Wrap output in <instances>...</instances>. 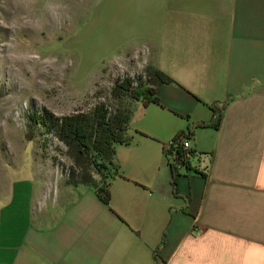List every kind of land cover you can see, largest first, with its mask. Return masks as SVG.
Segmentation results:
<instances>
[{
	"label": "crops",
	"instance_id": "1",
	"mask_svg": "<svg viewBox=\"0 0 264 264\" xmlns=\"http://www.w3.org/2000/svg\"><path fill=\"white\" fill-rule=\"evenodd\" d=\"M57 5L123 56L148 50L143 61L181 86L133 104L109 207L92 188L60 180L47 192L42 173L13 183L1 171L0 264H264V0ZM230 99L220 129L192 143L213 156L207 178L184 174L176 196L166 147Z\"/></svg>",
	"mask_w": 264,
	"mask_h": 264
},
{
	"label": "rangeland",
	"instance_id": "2",
	"mask_svg": "<svg viewBox=\"0 0 264 264\" xmlns=\"http://www.w3.org/2000/svg\"><path fill=\"white\" fill-rule=\"evenodd\" d=\"M61 1L0 0V172L13 183L42 173L54 193L60 180L71 183L74 163L53 137L29 138L30 117L112 106L116 81L138 79L148 66L141 51L111 48L74 8L60 11Z\"/></svg>",
	"mask_w": 264,
	"mask_h": 264
},
{
	"label": "trees",
	"instance_id": "3",
	"mask_svg": "<svg viewBox=\"0 0 264 264\" xmlns=\"http://www.w3.org/2000/svg\"><path fill=\"white\" fill-rule=\"evenodd\" d=\"M144 74L138 79H118L112 92V106L98 103L90 111L64 117L57 118L51 114H34L30 117L32 132L29 133V138L33 140L34 134L39 133L40 136H51L66 146L75 167L71 173L70 184L74 187L92 188L100 201L108 207L112 200V183L122 177L116 160V148L120 145H130L134 141V137L130 136L133 104L142 101L144 105H160L158 87L181 86L175 79L155 67L147 66ZM230 101L231 99L219 106L211 105V122L191 124L186 131L172 140L167 150L165 149L176 196H180L179 178L190 173L207 178L213 158L210 154L200 153L193 146L187 149L185 141L193 143L200 129L219 130ZM154 254L156 258L159 257V252Z\"/></svg>",
	"mask_w": 264,
	"mask_h": 264
},
{
	"label": "built area",
	"instance_id": "4",
	"mask_svg": "<svg viewBox=\"0 0 264 264\" xmlns=\"http://www.w3.org/2000/svg\"><path fill=\"white\" fill-rule=\"evenodd\" d=\"M148 53V50H144V51H142V52H140V54L141 55H143V54H147ZM139 54V55H140ZM185 147L187 148V149H189V148H192V142L191 141H185ZM169 148V146L168 147H166V150Z\"/></svg>",
	"mask_w": 264,
	"mask_h": 264
}]
</instances>
